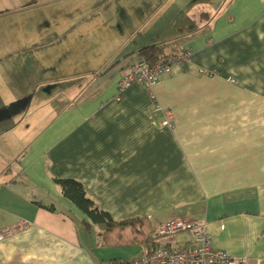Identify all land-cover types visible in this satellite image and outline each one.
<instances>
[{"label":"crops","instance_id":"obj_1","mask_svg":"<svg viewBox=\"0 0 264 264\" xmlns=\"http://www.w3.org/2000/svg\"><path fill=\"white\" fill-rule=\"evenodd\" d=\"M155 44L189 61L119 93ZM56 178L116 221L205 219L214 249L264 264V0H0V264L142 254L105 245Z\"/></svg>","mask_w":264,"mask_h":264},{"label":"built area","instance_id":"obj_2","mask_svg":"<svg viewBox=\"0 0 264 264\" xmlns=\"http://www.w3.org/2000/svg\"><path fill=\"white\" fill-rule=\"evenodd\" d=\"M190 50L178 54L163 55L154 63L139 60L128 68L118 84L121 93L133 83L143 84L152 90L162 74L169 73L174 65L190 58ZM202 72V71H201ZM171 115L166 113L163 125L172 127ZM10 233L9 229L0 231V240ZM186 233L187 245L184 247H168L157 245L161 237ZM152 245L144 247L142 254L131 259L107 260L103 264H245L243 259H235L226 251L214 249L211 235L205 219L172 218L159 223L151 233Z\"/></svg>","mask_w":264,"mask_h":264},{"label":"trees","instance_id":"obj_3","mask_svg":"<svg viewBox=\"0 0 264 264\" xmlns=\"http://www.w3.org/2000/svg\"><path fill=\"white\" fill-rule=\"evenodd\" d=\"M141 59L154 63L165 54L164 45H148L138 51ZM55 182L61 189L62 196L76 206L87 218L85 226L89 229L95 225L100 230V236L105 245L123 246L135 243H142L145 247L152 245L150 227L145 217L113 220L110 214L101 210L85 191L82 183L75 178H56ZM54 210L53 206L46 207ZM88 220L90 223H88Z\"/></svg>","mask_w":264,"mask_h":264},{"label":"rangeland","instance_id":"obj_4","mask_svg":"<svg viewBox=\"0 0 264 264\" xmlns=\"http://www.w3.org/2000/svg\"><path fill=\"white\" fill-rule=\"evenodd\" d=\"M111 46V45H110ZM110 46H109V49H110ZM114 48V45L112 46V49ZM110 51V53H111V49L109 50Z\"/></svg>","mask_w":264,"mask_h":264}]
</instances>
